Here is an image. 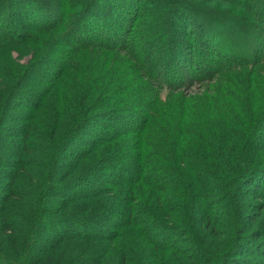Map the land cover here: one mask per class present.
<instances>
[{"label": "trees", "instance_id": "trees-1", "mask_svg": "<svg viewBox=\"0 0 264 264\" xmlns=\"http://www.w3.org/2000/svg\"><path fill=\"white\" fill-rule=\"evenodd\" d=\"M149 1L0 0V148L8 147L0 155V264H230L244 255L264 260L262 229L242 244L253 230L243 221L241 204L234 202L243 195L240 184L247 182L253 189L264 185V170L258 185L237 173V162L250 167L244 161L246 146L230 148L235 159L230 173L242 178L232 194L213 167L204 165L198 171L200 165L184 163L185 135L173 144L175 134L161 137L160 153L152 156L148 133L153 113L147 106L146 125L141 118L136 126L142 124L143 129L123 132L109 123V131L94 132L89 125L100 117L93 111L100 107L102 85L78 82L75 94L65 92L67 72L76 63L72 52L60 55V47H124L147 81L171 89L244 62L230 41L232 35L236 41L258 35V47L264 46V0H222L241 12L212 8L209 0H153L171 41L162 48L150 43V54L144 56L134 47L148 34L136 38L144 30L139 26L148 14L159 20ZM49 32L53 35L45 45L41 36ZM13 49L34 54L21 65L12 57ZM263 50L254 51V62H264ZM184 55L186 64L177 66ZM54 60L59 64L52 67ZM173 71L180 75L173 77ZM134 132L139 145L131 156L125 147L110 143ZM13 135L17 141L9 140ZM199 137L205 145L213 143L204 132ZM209 146L203 148L206 154ZM219 202L224 204L219 218L227 214L232 220V241L211 240L208 247L209 237L221 225L213 220ZM187 242L196 246V257ZM206 256L210 260L203 263Z\"/></svg>", "mask_w": 264, "mask_h": 264}, {"label": "rangeland", "instance_id": "rangeland-1", "mask_svg": "<svg viewBox=\"0 0 264 264\" xmlns=\"http://www.w3.org/2000/svg\"><path fill=\"white\" fill-rule=\"evenodd\" d=\"M149 2H151L150 6H153L151 10L154 15L158 13L159 18L157 19L159 20L155 21L156 18L154 19L148 14L143 21L148 20L150 21L149 24L143 22L139 26L144 28V30L140 29L138 34H136V38L147 32L151 35L148 38V34H145L141 41L137 39L136 44H134L138 52H143L144 56L150 54V51L146 48L150 46V43L152 48L155 47V44L159 46L158 48H162L163 45L166 47L167 43L171 41L167 36V31H165L166 25L160 22L163 17L162 12H157L156 10L158 4L153 3V0ZM154 4H156V7ZM208 4L212 8L218 7L221 11L233 9L241 12L236 6L222 0H209ZM162 6L165 5L162 3ZM152 20L155 21L154 24ZM240 22L238 21V23ZM59 28L57 30H60ZM238 29L240 28L238 27ZM51 35H53V32L41 36V40H43L45 45L47 41H51ZM230 41L234 45L236 44L237 48L239 47L240 53L244 56V59L241 60H244V62H237L227 71L208 75L204 79L185 81L181 86L171 89L159 88L161 87L160 85L154 87L149 82L151 80L147 81L142 76L137 64L126 54L124 47L111 49L112 51L101 48H73L72 51H69L67 47H60L63 45H61L62 42L58 41L59 47L62 49L59 54L72 52L71 55L76 63L75 67L67 72L65 92L67 91L70 96L73 95V91L75 94L76 87L74 88V85L78 84V82L81 84L88 82L89 85L97 82L102 85L104 89L100 93V107H96L98 109L93 111V116L99 114L100 117L95 123L89 125L91 131L94 132L102 129L109 131L110 128L107 126L109 123V126L115 125V128H121L123 132L143 129L147 123V121L145 122L147 119L143 109L147 106L146 110L149 113H153L148 133V145L152 156L154 157L160 153L161 137L168 138L170 134H175L176 140L173 141L171 137V143H175L181 138V135H185L188 142H185V147L182 150L184 153L181 154L184 163L192 164L194 168L197 167V164L200 165L197 170L200 167L199 170H201L204 165L213 167L217 177L226 179L224 189L228 187V192L234 194L237 191V188H235L237 186L236 182L240 181V179L245 178L251 182L256 181L255 184L263 179L259 173L264 170V62H254L256 57L255 55L252 56V54L254 51H260L264 46L260 44L258 47V35L253 34L246 35V40L244 41H236L235 35H232ZM252 44L255 47L253 46L251 50ZM236 46H232L233 50L237 49ZM29 48L27 50H31ZM15 49L11 51L12 57L18 60L21 65L27 64L34 54L33 50L31 52H23L22 50L19 53ZM156 50H158L160 56L164 55L160 49ZM154 58L152 56L151 62L154 63L153 66H156ZM184 58H186L185 55L181 60L176 58L179 64L177 66L186 64ZM149 59L151 58L148 57ZM160 60L162 61V58ZM59 61L54 60L52 67L56 63L58 66ZM145 61H147V57L145 60L143 57L142 63ZM48 67L49 70L52 68ZM39 68L40 74L43 68ZM171 75L175 77L179 76L180 73L173 71ZM90 79H93V81ZM43 84H48V81L45 80ZM119 93L125 95H120ZM16 110L22 113L29 112L28 109L24 111L26 110L24 108ZM111 115L120 119L117 118V120L114 119L113 121ZM141 118H144L142 121L144 126L141 124L138 128L136 127L139 126L137 122L139 123ZM130 119L132 120L131 122ZM101 124L102 126H100ZM203 132L205 137L213 143L205 145L201 142L199 135L203 134ZM138 136L136 132L127 133L120 139L110 143L116 147H125L124 153L131 156L134 152L133 147L139 145ZM10 138L9 140L13 142L18 139L17 135H13ZM207 146L211 148L208 150V154L203 149L205 147L206 150ZM232 146H240L242 149L244 146L247 147V159H244V161L248 164L250 163V167L240 162L236 164L238 166L236 168L237 173L239 172L238 174H241L242 178L239 175L230 173L231 169L229 167L235 165V159H231L233 151L230 148H234ZM7 149V145L1 147L0 155L2 156ZM222 149H226L227 154ZM179 165L183 167V164L179 163ZM0 182H2V179H0ZM240 185L239 188L244 191L243 195L234 199V202L241 204L243 221L251 231L253 230L251 234L242 233H247L244 237L245 240L241 241L242 244L246 245L260 229H262L261 232L264 234V185L255 187L258 189L257 191L253 187H248L247 182L242 184L241 187ZM125 187L126 185H124ZM3 192L2 184L0 183V194H4ZM168 194L171 195L170 193ZM171 196L173 197V195ZM222 206L224 204L219 202L213 208V220L216 223L218 221V224L221 225L217 231L218 233H214L209 237L208 247L211 240L216 242L220 240L221 244H230L232 241V234L230 235V229L228 228L232 220L227 214L220 215L219 218L217 213L221 211ZM259 206L263 207V209H259ZM237 238L242 237L238 235ZM233 240L235 241L236 238ZM260 243L264 244V238L259 239ZM185 245L191 247L192 253L194 252L193 247L195 248L196 246L193 243L187 242ZM193 254L195 257L197 256L195 252ZM198 256L200 257L201 255L198 254ZM254 256L244 255L240 260L238 258L233 259L234 263L230 264H260L264 262L263 259ZM209 258L207 256L206 258L204 257L205 261L203 263L210 260Z\"/></svg>", "mask_w": 264, "mask_h": 264}]
</instances>
